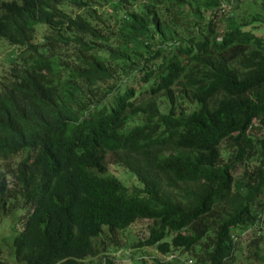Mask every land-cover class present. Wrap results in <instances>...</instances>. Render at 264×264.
I'll return each instance as SVG.
<instances>
[{"label": "trees", "instance_id": "16d2710c", "mask_svg": "<svg viewBox=\"0 0 264 264\" xmlns=\"http://www.w3.org/2000/svg\"><path fill=\"white\" fill-rule=\"evenodd\" d=\"M229 1L0 0L10 264H120L139 221L153 264H264V13Z\"/></svg>", "mask_w": 264, "mask_h": 264}, {"label": "rangeland", "instance_id": "374dc122", "mask_svg": "<svg viewBox=\"0 0 264 264\" xmlns=\"http://www.w3.org/2000/svg\"><path fill=\"white\" fill-rule=\"evenodd\" d=\"M259 2L260 0H230L226 8L228 12H231L237 18L242 13L245 14L246 12H255V11L259 12L260 11L261 13H264V8H262V6H259L260 5ZM253 31H255L258 34L264 33V22ZM37 38L39 39V37ZM11 48L12 47L7 46L4 42L0 40V74L5 72L9 66L7 55L9 54V51ZM257 134H259L260 136H264V130L261 129V131H258ZM108 171L113 173L119 180H121L126 185L131 184L132 178L130 176V172L123 169L122 167L110 165L108 166ZM18 213L19 211H16L13 215L6 216L4 219H9L11 220V223H12V220L15 219ZM10 224L8 225L1 224L0 228L9 227ZM144 224H145V221L136 222L132 227H130L128 231H124L123 232L124 234L120 236V240L118 242L119 243L118 250L115 252V257H117L116 259H118L120 264H140L139 257L144 258V261H145L144 264H153L152 259L155 256H159L155 252V249L153 246L143 247L139 251L131 247V244H130L131 238L134 236L135 232L137 233L138 236L142 235V229H143ZM247 233L248 232L245 233L244 237L248 236ZM12 234H13V231H12ZM263 235H264V232H263ZM7 245L8 246H5V244L0 243V247L2 248V256L5 262L7 264H10L11 262H13V257H12L13 255H12L9 239L7 240ZM243 245L244 244H241L239 246V249H241L242 254L236 257L237 258L235 260L236 264L237 263L238 264L247 263V261L244 259L245 254H246L245 248L247 246H243ZM260 245L262 246L264 250V237ZM239 253L240 251L236 252L237 255H239ZM186 257L187 255L185 253V254L180 255L178 259H171L170 262L172 264H185ZM87 263L88 264H98L99 259L98 257H95V258H92L91 261H88Z\"/></svg>", "mask_w": 264, "mask_h": 264}]
</instances>
